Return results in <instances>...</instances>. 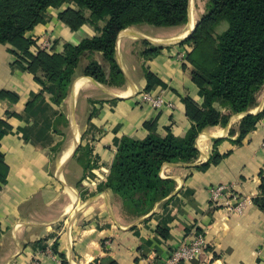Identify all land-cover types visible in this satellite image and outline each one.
Returning a JSON list of instances; mask_svg holds the SVG:
<instances>
[{"label": "crops", "instance_id": "0c3cea01", "mask_svg": "<svg viewBox=\"0 0 264 264\" xmlns=\"http://www.w3.org/2000/svg\"><path fill=\"white\" fill-rule=\"evenodd\" d=\"M71 3L49 6L25 33L33 41L29 52L48 39L46 52L62 54L99 33L88 21L71 29L61 20L65 9L80 10ZM192 27L189 11L183 26L122 29L115 59L124 82L108 85L77 72L57 105L52 85L44 89L12 46L0 44V264H160L192 231L204 234L205 250L183 264H264V213L253 203L235 213L229 193L213 202L208 191L223 183L237 197L256 196L264 170V117L240 143L234 141L242 117L237 113L225 126L203 129L194 161L162 165L160 176L172 179L174 188L147 214L123 218L119 197L99 188L122 137L142 139L168 129L182 136L189 126L185 99L202 105L192 80L196 69L187 59L191 45L182 43ZM95 56L108 75V65ZM142 93L162 96L161 106L143 101ZM262 102L251 111L263 109ZM59 116L72 132L61 149L65 131L56 124ZM78 140L90 149L86 161L68 158ZM215 152L223 157L203 167ZM66 181L79 183V201Z\"/></svg>", "mask_w": 264, "mask_h": 264}, {"label": "trees", "instance_id": "16d2710c", "mask_svg": "<svg viewBox=\"0 0 264 264\" xmlns=\"http://www.w3.org/2000/svg\"><path fill=\"white\" fill-rule=\"evenodd\" d=\"M66 1L80 8L60 13L66 25L76 29L88 21L82 11L87 10L91 22H103L97 27L99 33L83 38L77 45H68L62 54H48L44 49L29 52L33 41L25 33L42 21L49 6L57 7ZM188 6L189 0H0V44L12 46L11 52L26 64L44 89L46 84L52 85L51 101L57 105L66 97L77 72L100 83L122 84L124 76L115 59L118 33L140 24L183 25L188 20ZM222 20L227 24L225 29L214 33ZM182 43L191 45L187 59L196 69L192 80L201 90L202 105L185 99L189 126L182 136L168 129L164 135L150 132L142 139L122 137L106 180L99 186L119 197L129 217L147 214L173 190L174 181L160 176L164 163L194 161L199 154L195 140L203 129L225 126L232 114L256 105L264 84V0H208L204 15ZM97 53L108 65V75ZM263 117L264 107L258 113L243 115L234 141L240 143ZM1 125L2 122L0 128ZM234 132L230 129L229 135ZM220 141L215 139L214 143ZM222 157L215 152L202 166L216 164ZM252 203L264 213V170L260 171L258 193Z\"/></svg>", "mask_w": 264, "mask_h": 264}, {"label": "built area", "instance_id": "2783aa9c", "mask_svg": "<svg viewBox=\"0 0 264 264\" xmlns=\"http://www.w3.org/2000/svg\"><path fill=\"white\" fill-rule=\"evenodd\" d=\"M50 42V40L45 39L38 49H44L45 51L49 50ZM142 100L156 108L161 106L163 102L162 96L150 93H142ZM208 191L210 200L213 202H218L222 196L229 193L231 199H236V204H234L232 208L235 213H241L246 203H252V198L237 197V195H234L230 190L229 192L228 186L223 183L211 186ZM205 246L206 241L204 234L202 232L192 231L185 235L183 240L168 252L167 256L162 259L160 264H183L192 261L203 254Z\"/></svg>", "mask_w": 264, "mask_h": 264}, {"label": "rangeland", "instance_id": "374dc122", "mask_svg": "<svg viewBox=\"0 0 264 264\" xmlns=\"http://www.w3.org/2000/svg\"><path fill=\"white\" fill-rule=\"evenodd\" d=\"M207 1L208 0H191L190 1V5L192 4V6H191V10H190V13H191V17H192V12H193V17H194V28H195V26H196V24L198 23V21L201 19V17H202V15H204V13H205V10H206V6H207ZM68 2V4H72L71 2L72 1H67ZM73 4H75V3H73ZM76 7V6H75ZM86 13V12H85ZM86 15V16H85ZM84 16H85V18L89 21V22H91V19H90V14H89V12L88 13H86ZM93 21V20H92ZM100 24H101V22L100 21H93V22H91V25L93 26V27H95L94 29H97V27H99L100 26ZM183 25H186V23H184ZM183 25H180V26H183ZM226 22L225 21H220V25L219 26H217V27H215L214 28V33L215 32H222L224 29H225V27H226ZM173 27H175V26H173ZM170 29V28H169ZM172 29V28H171ZM174 29H177V28H174ZM50 47H51V42H50ZM158 47V46H157ZM141 97H142V95H141ZM264 99V84L262 85V87L260 88V90L258 91V94H257V100H256V105L255 106H253L252 108H250V110H253V108H255L256 106H259L260 105V103L262 102V100ZM260 111H262V108H260L259 109V111L258 112H260ZM57 126L58 127H63V129H64V133L62 134V144L60 145V149L61 148H64L65 147V145L67 146L69 143H70V141L72 140V132L70 131V129H68V120L66 119V118H64V116H59L58 117V121H57ZM59 149V150H60ZM58 152V151H57ZM60 152V151H59ZM89 155H90V149L87 147V146H85V145H83V144H80V141L78 140V144H77V146L75 147V149H74V151L71 153V155L69 156V158L71 159H73V158H77V159H80V160H82V161H86L87 160V158L89 157ZM66 184H68V187H70V190H71V192H74V193H76V200H78V198H77V192H78V189H79V183L78 182H68V181H66ZM79 201V200H78ZM122 217L123 218H129V215L128 214H126V212L123 210L122 211Z\"/></svg>", "mask_w": 264, "mask_h": 264}, {"label": "water", "instance_id": "95a60500", "mask_svg": "<svg viewBox=\"0 0 264 264\" xmlns=\"http://www.w3.org/2000/svg\"><path fill=\"white\" fill-rule=\"evenodd\" d=\"M190 1H191V0H189V6H188V18H187V19H189ZM193 29H194V28L192 27V28H191V31H190L189 33H191V32L193 31ZM189 33H188V34H189ZM261 106H262V107L264 106V100H263ZM247 113H254V112H252L251 110H248V111H245V112H242V113H237V114L243 116V115H245V114H247ZM77 144H78V142L75 143L74 148L72 149V152L74 151V149H75V147L77 146ZM70 155H71V154H70ZM68 158H69V157H68Z\"/></svg>", "mask_w": 264, "mask_h": 264}, {"label": "bare ground", "instance_id": "6f19581e", "mask_svg": "<svg viewBox=\"0 0 264 264\" xmlns=\"http://www.w3.org/2000/svg\"><path fill=\"white\" fill-rule=\"evenodd\" d=\"M191 10V5H190V8H189V11Z\"/></svg>", "mask_w": 264, "mask_h": 264}]
</instances>
